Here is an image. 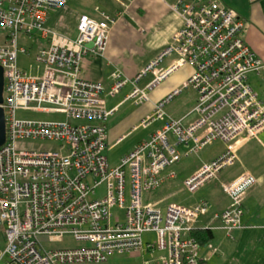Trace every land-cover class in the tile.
I'll use <instances>...</instances> for the list:
<instances>
[{"label":"built area","instance_id":"2783aa9c","mask_svg":"<svg viewBox=\"0 0 264 264\" xmlns=\"http://www.w3.org/2000/svg\"><path fill=\"white\" fill-rule=\"evenodd\" d=\"M69 0H0V67L3 70L5 143L0 147V229L4 247L0 264H106L113 255L161 253L155 264H202L201 246L191 236L209 205L169 203L161 207L147 195L174 180L170 167L214 142L224 151L181 184L190 193L216 180L236 162L238 139H253L264 130V101L249 83L264 73V63L242 39L245 22L219 0H179L171 7L182 26L168 46L136 76L127 99L135 105L181 65L193 71L185 87L196 94L195 120L184 125L164 112L178 94L159 101L140 126L161 127L123 156L117 166L106 157L107 99L127 85L119 70L106 88L81 78L88 52L103 56L118 18L96 9L80 14L73 37L50 29L47 21ZM125 5L131 0H114ZM44 40L26 69L18 65L27 50L24 40ZM93 48L88 49L87 44ZM172 66L143 88L137 82L154 72L164 57ZM18 111L63 119L17 118ZM28 141H45L52 149H18ZM257 183L244 172L222 184L231 201L211 220L227 234L242 229V195ZM101 189V192H98ZM123 214L119 219L113 210ZM149 235L153 236L150 237ZM71 237L75 248L49 249L55 239ZM146 237V239H145Z\"/></svg>","mask_w":264,"mask_h":264},{"label":"crops","instance_id":"0c3cea01","mask_svg":"<svg viewBox=\"0 0 264 264\" xmlns=\"http://www.w3.org/2000/svg\"><path fill=\"white\" fill-rule=\"evenodd\" d=\"M110 1L114 6L110 9L105 7L102 11H106L111 16H116L118 19L111 28L106 52L103 56L88 52L82 60L80 76L84 80L101 83L107 88L110 84L111 74L115 70H119L128 82L118 95L108 98L106 103L107 109L113 111L106 124V152L121 148L113 161H110L106 154L109 165L115 167L123 156L161 127L162 121H155L145 128L140 126L144 118L153 114L154 108L159 101L173 90L180 89V94L174 97L165 106L166 108L184 92L191 91L193 95L186 102L188 105L192 103L188 112L181 114L179 107H176L175 111L172 110V107L168 110V116L180 119L184 125H188L196 118V115L192 113L196 94L191 88L185 87L193 69L188 65H181L175 71L170 72L150 92L149 100L146 103L135 105L127 99L132 90L131 83L136 76L168 46L172 36L182 26L180 16L171 10V7L179 0H131L125 5H120L114 0ZM219 1L226 6L223 5L225 8L234 12L245 22L242 39L264 63V0ZM96 9L92 8V12L80 14L96 16ZM60 11L50 15L47 25L53 31L73 37L75 35L74 27L80 14L74 17L69 29L54 28L51 24L57 25L56 21L60 20L63 15V12ZM41 46H38L36 51ZM176 61V54L164 57L154 69V72L146 73L137 82V87L143 88L155 75L168 70ZM248 80L253 90L264 101V73L261 75H250ZM224 149L225 147L217 155H213L210 158L198 159L200 164L196 165V169H199V166L203 163L214 159ZM202 150L189 157L198 158ZM236 153L238 154V162H235L232 166L236 169L219 182L220 196L215 195L217 196L215 197L210 193L202 196L196 203L189 205L193 206L201 200H205L209 205L208 213L201 216L196 224L197 229H208L212 234V239L201 246L200 255L204 259L202 264H264V130L257 138L243 139L240 137L236 144ZM231 168L229 167L224 171ZM224 171L219 175H222ZM244 172L254 176L257 183L247 190L241 198L244 210L242 229L227 234L220 228L219 223L211 220V216L213 213L223 211L230 205L229 198L222 190V184L233 181ZM164 186L167 185L165 184ZM177 191H179L178 185L172 184V196L176 199ZM174 202L176 203V201ZM161 255V253H145L142 256H124L137 261V264H155Z\"/></svg>","mask_w":264,"mask_h":264},{"label":"rangeland","instance_id":"374dc122","mask_svg":"<svg viewBox=\"0 0 264 264\" xmlns=\"http://www.w3.org/2000/svg\"><path fill=\"white\" fill-rule=\"evenodd\" d=\"M224 5V4H223ZM114 4L110 0H69L68 4L60 11L63 12V15L60 20L56 21L57 25L53 24L51 21V25L55 28H70L71 24L73 22L74 17L77 14L80 13H88L92 10V8H97L101 12L105 7H108L109 9L112 8ZM225 6V5H224ZM226 7V6H225ZM92 12V11H91ZM108 15L106 11L104 12ZM55 14V13H52ZM51 14V15H52ZM111 16V15H110ZM55 25V26H54ZM19 45L23 46L27 52L28 55L25 56H19L18 57V65L22 69H26L29 64H32L33 62V56L35 54V51L38 46H45L44 40H41L40 38H37L35 41L33 40H24L19 43ZM192 92L191 91H186L184 92L180 97L176 98L168 107L164 108V112L168 115L169 114V109L172 107V110L175 111L174 109L177 107L180 108V113H186L188 112L191 108V104H186L187 101L192 97ZM195 106V103L193 107ZM192 107V108H193ZM173 115V114H172ZM17 118H29V119H37V120H44V119H63L62 117L59 116H51V115H44V114H33V113H25L18 111L16 113ZM55 145L53 143H48L45 141H28L26 143H21L18 144L17 148L18 149H25V150H39V149H52L54 148ZM122 147V146H121ZM224 146L221 143H213L212 145L206 146L200 153L198 158L192 156L187 159L182 160L178 165H175L173 167H170L169 169L166 170V172H175L177 174V178L175 180H171L166 183L167 186L162 187L159 191L147 195L149 197L150 201H156L159 203L161 207H164L166 204L169 203H180V205H192L196 203L198 200L201 199L202 196H206L207 194H213L214 196H220V188H219V182L220 180L227 176L228 174H231L234 172L236 168H231L229 170L224 171L222 175H219L216 180L209 181L205 185H203L201 188H199L196 192L190 193L186 189L182 187V183L185 179L188 178V176L193 175L197 169L196 165L200 164L198 159H207L210 158L211 156L217 155L218 152H220ZM120 147L115 150H110L109 152L107 151L106 154L109 157L110 161H113L115 157L120 152ZM238 160V154L236 153V162ZM199 166V165H198ZM200 167V166H199ZM195 171V172H193ZM193 172V174H191ZM189 176V177H190ZM187 177V178H186ZM172 184L173 185H178V194H177V199L172 196ZM221 186V184H220ZM98 192H101V189H98ZM215 196V197H217ZM231 203V201H230ZM113 214L115 217L122 219L123 214L119 212L118 210H113ZM4 231L3 229H0V249L4 247V238H3ZM150 237L153 238V236L149 235ZM146 239V237H145ZM47 248L49 249H61V248H75V247H80L81 244H78L75 242L71 237H65L63 239H55L51 242V244H45ZM137 261H133L131 259H128L125 256H119V255H113L108 258V261L106 264H137Z\"/></svg>","mask_w":264,"mask_h":264},{"label":"water","instance_id":"95a60500","mask_svg":"<svg viewBox=\"0 0 264 264\" xmlns=\"http://www.w3.org/2000/svg\"><path fill=\"white\" fill-rule=\"evenodd\" d=\"M86 47L88 49H92L93 44L89 43L86 45ZM3 86H4L3 70L0 67V105H2V103H3ZM5 138H6L5 117H4V112H3L2 108L0 107V147L4 145Z\"/></svg>","mask_w":264,"mask_h":264},{"label":"trees","instance_id":"16d2710c","mask_svg":"<svg viewBox=\"0 0 264 264\" xmlns=\"http://www.w3.org/2000/svg\"><path fill=\"white\" fill-rule=\"evenodd\" d=\"M191 236L199 243L200 246L205 245L212 239V234L208 229L199 230L195 228L191 232Z\"/></svg>","mask_w":264,"mask_h":264}]
</instances>
